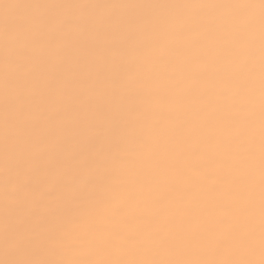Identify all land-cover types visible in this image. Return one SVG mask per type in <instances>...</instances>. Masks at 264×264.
Masks as SVG:
<instances>
[{
  "label": "snow or ice",
  "instance_id": "6c2138e0",
  "mask_svg": "<svg viewBox=\"0 0 264 264\" xmlns=\"http://www.w3.org/2000/svg\"><path fill=\"white\" fill-rule=\"evenodd\" d=\"M0 68V264H264V0H0Z\"/></svg>",
  "mask_w": 264,
  "mask_h": 264
},
{
  "label": "bare ground",
  "instance_id": "6f19581e",
  "mask_svg": "<svg viewBox=\"0 0 264 264\" xmlns=\"http://www.w3.org/2000/svg\"><path fill=\"white\" fill-rule=\"evenodd\" d=\"M9 2H13V0H9ZM84 2H90V3H125L130 2V0H84ZM155 2V0H153ZM176 2H179V0H176ZM66 31H79V27L74 23H68L65 25ZM189 37H184V39H188ZM195 39V37H192ZM201 43H206V39L204 37H200ZM2 70V68H0ZM257 81H256V87H257V98L259 96V79H258V72L259 67L257 64ZM100 96L94 97L92 100L93 106L99 101L104 105V111L107 113L109 110L112 112H115L119 107H121L122 104L126 103V101H123L118 94H114L111 89H104L102 86L99 89ZM257 110H258V104H257ZM62 116L64 119L72 120L76 116V112L74 109L69 110H62ZM88 122L83 126V130H87L90 128H94L96 126H103V129L106 131L111 125L108 121H105L101 115L94 114V111H89L88 114ZM91 135V132L88 133ZM66 135L68 136H74L75 133L73 130H70ZM63 139V138H61ZM79 138H75L72 140L71 144V152L73 155L79 153L81 151V146L78 142ZM257 144H258V134H257ZM75 163V162H73ZM2 174H0V183H2ZM2 188H0V221L3 219V198H2ZM72 227V226H70ZM255 259H259V252L257 251Z\"/></svg>",
  "mask_w": 264,
  "mask_h": 264
}]
</instances>
